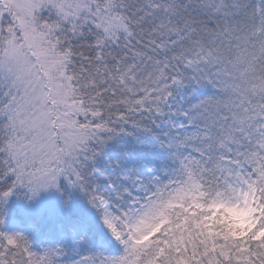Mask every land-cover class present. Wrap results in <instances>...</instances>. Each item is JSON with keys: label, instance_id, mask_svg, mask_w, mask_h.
Masks as SVG:
<instances>
[{"label": "snow or ice", "instance_id": "6c2138e0", "mask_svg": "<svg viewBox=\"0 0 264 264\" xmlns=\"http://www.w3.org/2000/svg\"><path fill=\"white\" fill-rule=\"evenodd\" d=\"M0 264H264V0H0Z\"/></svg>", "mask_w": 264, "mask_h": 264}, {"label": "rangeland", "instance_id": "374dc122", "mask_svg": "<svg viewBox=\"0 0 264 264\" xmlns=\"http://www.w3.org/2000/svg\"><path fill=\"white\" fill-rule=\"evenodd\" d=\"M24 211H27L26 209H23Z\"/></svg>", "mask_w": 264, "mask_h": 264}]
</instances>
